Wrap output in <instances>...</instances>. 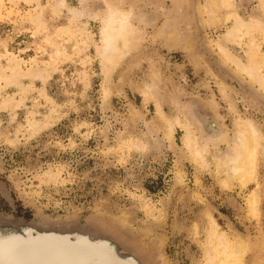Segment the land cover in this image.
<instances>
[{
    "label": "rangeland",
    "instance_id": "rangeland-1",
    "mask_svg": "<svg viewBox=\"0 0 264 264\" xmlns=\"http://www.w3.org/2000/svg\"><path fill=\"white\" fill-rule=\"evenodd\" d=\"M178 1L0 0L1 227L90 225L146 264H232L248 239L243 264L263 262L264 0H234L240 29L226 9L209 26L204 14L202 36L191 0ZM126 12L159 19L132 18L140 39L112 64L105 24L120 30ZM214 43L256 82L228 76ZM193 109L220 124L211 141ZM248 121L262 136L259 220L247 216L253 182L241 188L223 163Z\"/></svg>",
    "mask_w": 264,
    "mask_h": 264
},
{
    "label": "bare ground",
    "instance_id": "bare-ground-1",
    "mask_svg": "<svg viewBox=\"0 0 264 264\" xmlns=\"http://www.w3.org/2000/svg\"><path fill=\"white\" fill-rule=\"evenodd\" d=\"M241 1L246 2L247 0H241ZM191 2H192L191 15L195 20L199 35L201 33L203 34L204 31L203 25L205 23H207L209 26L210 22L219 21L215 17V13H214L215 9L217 10L219 8H223L230 11L229 15L226 17V20L232 18V20L235 21V25H236L235 28L237 27L238 29H240L243 26L242 21L240 20L239 16L236 13V9L234 7L235 6L234 0H206L205 6H203V4L200 5L199 0H191ZM204 14L209 18H206L207 20L205 19L206 22L204 21L205 23L203 24L202 16ZM132 18L133 19L136 18V20H138L139 22V25L144 28H148L150 26L153 27L154 25L157 24L159 19V17L155 12H139L138 14H131V12H126L125 14L123 13L122 16L121 15L118 16L117 14H114L113 20H118L120 25L119 27L121 28L120 30H116L114 29L113 24L112 26H109V24L108 25L105 24V31H104L105 49L103 50L105 61L112 64H116L117 61L116 59H118V57L123 55L122 49L127 48L128 44L132 43L131 40L133 38L136 41L140 39L139 38L140 31L139 34L137 32V30L140 27L137 30L135 29L134 27L135 25L133 26L131 23ZM180 21H182V19ZM228 34L232 39L235 37L233 32H230ZM174 38L177 37L174 36ZM118 41L119 43L121 42L122 47H119L120 45H118ZM178 41L176 39L172 40L171 38L170 43L176 45ZM214 46L217 47L215 48L217 49L218 52L220 50V52H222L223 54V56L221 55L222 59H220L222 64L226 67L227 65H233L232 67L235 68L232 70L234 72V75H232L231 73H229V71L226 70V68L222 66L224 68L225 73L228 76L230 77L232 76L235 77V79H237V77L242 78V75L246 74L251 79V80L248 79L249 82L250 81H253L254 83L256 82L252 73L247 71V69L241 64L238 58L233 56L231 53L227 52L218 43H214ZM227 68L231 69L230 66ZM195 111L198 110L193 109V116L195 117L197 122L199 120L202 123L203 126L200 125L198 122L200 128L204 130L203 132L207 136L208 141L210 140L208 134L214 136L215 134H218L222 131V128L220 124H218L216 118L209 119L208 117L204 116L203 114L201 115L199 113L195 115L194 114ZM170 134H168L169 139H170ZM225 138L226 135L224 136V139ZM232 139H233V142L231 141L232 146L229 148V151L227 150L228 152L225 154V159L223 160V163L230 170L231 180L239 182L241 188L244 189L251 182H253L255 187L252 189L251 193L248 195L246 199L247 216L250 219L259 220L261 200H260L259 192L256 191L259 186L257 182L256 170H257V162L259 157V149L261 148L260 143L262 140V136L259 133V131L256 129V127L252 124V122L248 121L247 123L245 122L238 124L237 130L235 131V134L233 135ZM212 141H216V139ZM221 184L223 188L230 189L229 188L230 185L228 184V181L224 180L222 181ZM211 224L214 226V232H215L217 229V226H215L216 222L212 221ZM5 230L7 229L4 230L0 229V262L3 261L4 264H11V263L12 264H64V263L68 264L67 261H69V264L81 263L84 258L83 256L81 257L79 255L80 252H78V250L82 249V251L85 252L86 249L89 248V246H96V248L100 252L95 253V251L89 250L92 251V253L88 254L85 258L88 261V264H111L113 258H115V260L118 261V264H144L145 263L144 261L146 260L143 256H142L143 258L142 260L140 256L138 257L136 255H133L129 253L128 250L125 251L123 248L121 250H118V248L115 245L116 243L110 242L108 240L106 241H104L103 239L92 240L84 235L82 236L61 235L57 233H46V232L40 233L31 228H27L25 230L26 232L24 235L18 234L17 232L14 231L7 232ZM248 236H250V234ZM65 241L70 242L73 245H67L65 244ZM246 241H248V239L244 240L243 242L246 243ZM244 243L238 244L239 246L235 250L233 255L236 258V262L232 264L244 263L243 258L246 252L248 251V245L247 243L244 245ZM68 254L71 255L69 256ZM226 262L227 261L225 260V263ZM260 264H264V260L263 262H260Z\"/></svg>",
    "mask_w": 264,
    "mask_h": 264
},
{
    "label": "water",
    "instance_id": "water-1",
    "mask_svg": "<svg viewBox=\"0 0 264 264\" xmlns=\"http://www.w3.org/2000/svg\"><path fill=\"white\" fill-rule=\"evenodd\" d=\"M27 228H31L34 229L40 233H57V234H61V235H84L92 240L95 239H103L104 241L108 240L110 242H115L116 247L118 248V250H121L123 247H125L122 243H120V241H118V238H115L113 236H109L106 233H104L103 231L97 229L96 227L93 226H86L83 229H78L77 226L74 227H70L69 229H64L61 230L59 228H36V227H21L18 231V229H7V228H3L0 226L1 230L7 229L5 231L10 232V231H14L17 232L18 234L24 235L25 234V230ZM123 246V247H122ZM124 249V248H123ZM125 250V249H124ZM126 251V250H125Z\"/></svg>",
    "mask_w": 264,
    "mask_h": 264
},
{
    "label": "snow or ice",
    "instance_id": "snow-or-ice-1",
    "mask_svg": "<svg viewBox=\"0 0 264 264\" xmlns=\"http://www.w3.org/2000/svg\"><path fill=\"white\" fill-rule=\"evenodd\" d=\"M111 264H118V261H116L115 258H113V261L111 262Z\"/></svg>",
    "mask_w": 264,
    "mask_h": 264
}]
</instances>
